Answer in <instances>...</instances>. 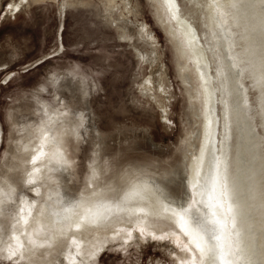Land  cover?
Instances as JSON below:
<instances>
[{"label": "rangeland", "instance_id": "374dc122", "mask_svg": "<svg viewBox=\"0 0 264 264\" xmlns=\"http://www.w3.org/2000/svg\"><path fill=\"white\" fill-rule=\"evenodd\" d=\"M256 1H250L254 8L264 7ZM176 2L179 16L206 48L207 1ZM16 5L24 8L7 14ZM160 6L159 0H0V210L6 212L0 213V264L65 263L73 235L55 236L42 223L53 207L82 205L95 196L118 200L115 189L120 194L123 180L137 170L169 191L174 178L190 174L204 123L200 82L192 67L183 76L180 44L170 36L168 13ZM261 31L264 60V25ZM209 66L212 74L215 64ZM216 85L215 145L230 160L226 177L238 181L244 162L264 160L257 95L243 80L244 128L260 143L254 154L242 145L237 99ZM51 132L65 138L73 167L51 163ZM37 166L44 168L41 175ZM23 199L36 202L27 223L19 217ZM112 224L75 234L85 243L75 247L80 261L71 264H183L170 222L156 220L133 238L127 229L134 230L132 224ZM95 238L100 245L91 255ZM179 239L188 264H203L197 249Z\"/></svg>", "mask_w": 264, "mask_h": 264}, {"label": "bare ground", "instance_id": "6f19581e", "mask_svg": "<svg viewBox=\"0 0 264 264\" xmlns=\"http://www.w3.org/2000/svg\"><path fill=\"white\" fill-rule=\"evenodd\" d=\"M159 1L168 13L167 24L170 36L180 44V55L184 58V64L181 68L179 63V67L183 76L185 77L189 68L192 67L200 82L199 93L202 97L204 123L200 147L194 154L186 184L190 195L195 196V199L202 201L203 204L209 205L211 211H214L217 218L225 224L220 241L210 240L207 234L199 231L194 219L181 213L176 203L165 200L164 195L160 194L162 192L167 194L170 191L165 189L157 178L142 173L141 170L136 171L131 182L139 183L147 189L149 195L145 200L125 203L123 201L124 189L120 188V194H118V188H116L114 192L118 200H101L96 199L95 196L82 205L67 202L63 204V207H53L42 219V223L50 226L55 236L62 233H67L68 236L73 235L71 244L66 248L64 264L80 261L79 251L74 249L75 247L81 248L85 242L82 238L74 236L75 234L81 235L89 229L115 227L113 222L124 221L129 226L133 225L134 230L130 229L131 227L127 228L130 237L133 238L137 230L138 232L147 231L149 224L153 225L156 220L170 222L173 225L177 235L175 237L178 239L174 236L172 238L181 251L184 242L179 238H184L187 244L196 249V245H199L203 251L197 249V252L202 256L203 264H264V160L256 156V160L246 161L245 156L244 161L248 163L244 162L238 173L239 182L228 180L225 169H228L230 160L223 150L224 147L221 145L219 148L215 145L216 127L213 115L215 92L218 89L216 84H220L224 93L233 95L238 101L236 113L240 120L239 130H241L244 149H250L257 154L260 143L257 140L255 142L252 135L245 131L243 120L246 119V109L242 100L244 101L246 93L243 80L248 79L250 87L257 95L260 126L264 131V88L260 86L262 76H264V60L259 51L261 36H263L261 26L264 25V7L258 9L259 6L255 5L254 8L252 2L250 3L251 0H206L205 12L207 14L204 13L206 17L203 22L205 25V33H203L207 40L205 48L201 47V41L199 40V43L192 27L179 16L177 5L169 13L164 7V0ZM256 3L259 4L258 0ZM210 63L215 64L212 74L208 73V68L212 66H209ZM237 71L240 72V76L235 78L234 73ZM71 132L70 130L66 135L70 137ZM53 134L51 132L48 135V141L52 147L49 155L51 163L60 162L63 166L68 164L72 166V161L64 148L65 138ZM79 135L75 130V134H72L73 140L77 141L78 139H75ZM38 157L39 155L34 157L35 160ZM43 170V167L37 166L35 172L41 175ZM193 184L196 185L195 189H193ZM204 185L215 188L214 200L208 199ZM217 202L222 207H215ZM35 204V201L30 202L23 199L19 217L24 223L30 221ZM229 204L232 205L231 212L228 211ZM186 207L192 208V200L188 201ZM196 207L201 209V215H203L204 209L201 205L198 204ZM1 212L6 213L2 209ZM180 215L185 216L184 221L180 220ZM182 226L190 233V236H184L180 231ZM205 227L211 228L213 225L208 224ZM33 232L31 231L30 234ZM100 240V238L93 240L91 249L87 250L88 254H95ZM198 253H196L198 258H201ZM15 254L17 255L16 252ZM183 255L185 257L182 260L180 256L181 261L183 264H188L185 251Z\"/></svg>", "mask_w": 264, "mask_h": 264}, {"label": "snow or ice", "instance_id": "6c2138e0", "mask_svg": "<svg viewBox=\"0 0 264 264\" xmlns=\"http://www.w3.org/2000/svg\"><path fill=\"white\" fill-rule=\"evenodd\" d=\"M264 2V0H262ZM176 6V0H164V7L167 9L169 13L173 11V8ZM240 76V72L237 71L234 73V77L238 78ZM262 88H264V76H262L261 85ZM33 163H35V158L33 159ZM114 175L119 176V171L117 170ZM187 177L183 174L179 175V179L176 180L175 178L170 182L171 184H174V187L171 188L170 192L167 194L160 193L161 195H164L165 200H168L172 203H176V206L181 209V213L187 214L190 218L194 219L198 230L207 234L209 236L210 240H216L220 241L223 229L225 227V224L217 218V215L214 211H211V208L207 204H203L202 201H198L195 199V196L190 195L187 184H186ZM122 189H124V195H123V201L125 203H131L133 201H143L146 198H148V192L145 187H142L139 183H132L131 180H123L122 184L120 185ZM167 187V185H166ZM196 185L193 184V189H195ZM205 191L207 193V197L209 200H214L215 197L213 196V192L215 191V188H209L207 185H204ZM192 200V208L186 207L188 204V201ZM71 203V201H69ZM201 205V207L204 209V214L201 215V209L196 207V205ZM215 207H222L219 202L215 204ZM228 211H232V205L229 204ZM185 216L180 215V220L184 221ZM211 224L213 227L206 228L205 225ZM180 231L184 234V236L188 237L190 236V233L185 230V228L182 226L180 228ZM163 239V237H160ZM197 249L199 251H203L199 247V245H196ZM187 247L182 249V251H187Z\"/></svg>", "mask_w": 264, "mask_h": 264}, {"label": "flooded vegetation", "instance_id": "af4514ba", "mask_svg": "<svg viewBox=\"0 0 264 264\" xmlns=\"http://www.w3.org/2000/svg\"><path fill=\"white\" fill-rule=\"evenodd\" d=\"M125 7V9L128 11V13L130 14V9L125 5L124 6ZM22 8H24V7H22L21 5H16V6H14V7H12V10L9 12V13H7V14H9V15H13L15 12H18L19 10H21ZM122 19H124L126 22L128 21L129 22V20H127V18L124 16V17H122ZM123 20V21H124ZM138 26H139V29L140 30H142L143 32H144V34L146 35H143V36H145V37H148L150 40H152V35L151 34H147L145 31H144V26H143V24H141V23H138Z\"/></svg>", "mask_w": 264, "mask_h": 264}]
</instances>
